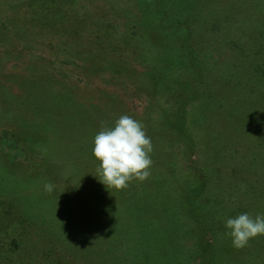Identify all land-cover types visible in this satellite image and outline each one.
<instances>
[{
	"label": "rangeland",
	"instance_id": "obj_1",
	"mask_svg": "<svg viewBox=\"0 0 264 264\" xmlns=\"http://www.w3.org/2000/svg\"><path fill=\"white\" fill-rule=\"evenodd\" d=\"M122 115L153 163L117 191L92 141ZM244 212L264 213V0H0V237L24 243L0 264H264V236L224 235Z\"/></svg>",
	"mask_w": 264,
	"mask_h": 264
},
{
	"label": "clouds",
	"instance_id": "obj_2",
	"mask_svg": "<svg viewBox=\"0 0 264 264\" xmlns=\"http://www.w3.org/2000/svg\"><path fill=\"white\" fill-rule=\"evenodd\" d=\"M153 145L143 124L122 115L109 127H103L92 141V155L97 162L95 176L107 189H126L133 180L143 182L151 174ZM54 185L44 184V191L52 193ZM224 235L236 249L264 236V213L255 216L247 212L224 221Z\"/></svg>",
	"mask_w": 264,
	"mask_h": 264
},
{
	"label": "trees",
	"instance_id": "obj_3",
	"mask_svg": "<svg viewBox=\"0 0 264 264\" xmlns=\"http://www.w3.org/2000/svg\"><path fill=\"white\" fill-rule=\"evenodd\" d=\"M19 193V191H17ZM15 190L12 191V193L9 192L10 194V199H9V202H11V200H16L18 199V202L21 203L22 202V199L24 196H26V193H17ZM27 194H33V193H27ZM31 196V195H30ZM38 216H40L38 214ZM41 220V229H44V232H45V229L49 227V224L50 222L47 221L46 219H40ZM60 225V224H59ZM56 226V228L58 230L63 231V226L61 225L60 227ZM5 227L2 225V228L1 229H4ZM24 245L23 241L16 237L15 239H12V238H8V237H0V258L1 256H5L6 258H13L14 257V254H15V251L16 249L20 246V245ZM3 253H5L3 255Z\"/></svg>",
	"mask_w": 264,
	"mask_h": 264
}]
</instances>
